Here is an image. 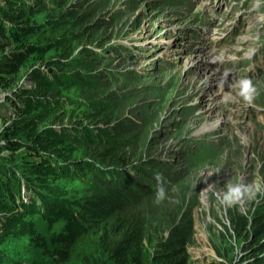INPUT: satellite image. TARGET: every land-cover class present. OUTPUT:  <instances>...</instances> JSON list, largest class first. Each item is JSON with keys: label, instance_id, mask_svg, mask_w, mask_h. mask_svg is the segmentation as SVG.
<instances>
[{"label": "rangeland", "instance_id": "obj_1", "mask_svg": "<svg viewBox=\"0 0 264 264\" xmlns=\"http://www.w3.org/2000/svg\"><path fill=\"white\" fill-rule=\"evenodd\" d=\"M17 6L16 15L9 22L21 29L18 35L16 31L6 34L8 41L7 36L0 40V62H9L6 55L24 50L29 44L43 45L48 38L63 35L70 39L55 47L27 51L22 59L24 62L15 70L10 71L6 66L8 71L0 78V156L5 157L4 161L10 158L22 169L29 161L38 160L25 147L12 148V140H18V144L29 141L19 132H11L14 122L37 113L32 109L27 113L17 103L20 95H32L37 87V78H30L29 73L34 68L48 70L60 65L48 63L59 55L70 54L66 60H71L85 48L99 50H93L88 59L99 58L91 68L93 73L101 70L97 73L101 77L96 78L105 85L104 96L118 100L119 118L131 120L139 126L140 132L129 136L130 128L128 135L121 136L129 137L133 144L121 147L116 164L109 165L107 159L98 156L96 152L101 147L95 144L75 146L66 160H91L101 169L113 170L115 180L122 177L121 180L128 181L127 175L145 187H149L150 181L156 183L153 174L160 173L166 188L182 197L184 206L192 205L191 230L181 248L185 257L183 264H248L264 257V226H258L264 219V194L244 208H227L211 192L201 195L207 186L205 178H208L207 183H215L217 190H223L229 181L264 182V0H25ZM28 10L32 12H25ZM62 10L66 13L61 18L70 12L73 15L66 18L61 28H55L52 20ZM83 12L87 16H82ZM246 13L259 21V27H244L241 18ZM218 23L224 28L216 27ZM147 27L150 30L146 32ZM245 36L252 47L236 44ZM231 48L239 54L227 53ZM214 57L221 59L213 62ZM226 71L227 78H234V83L243 78L252 80L257 89L253 103L248 105L241 99L232 105L220 97L218 101H222V105L218 118L212 117L216 124L210 123L205 132L189 134L188 126L201 118L205 110L218 108L214 107V98L219 97ZM192 80L200 86V91L193 92L194 89L189 88L186 82ZM61 89L56 97L70 100L55 117L49 115L44 120L32 122V133L79 119L80 124L100 128L118 125L117 119L93 123L92 116L86 115L89 106L73 100L83 97L79 90L74 87ZM235 134L241 141L234 140ZM200 141L211 144L213 155L202 161H191L188 152ZM169 144L170 148L166 147ZM144 163L146 173L148 169L153 170L149 172L150 177L134 169ZM80 166L88 170L86 165L76 164L77 168ZM56 180L66 190L68 199L75 202L73 210L83 212L84 209L76 204L89 196L83 179L73 174ZM32 187L28 188L26 196L42 209L41 201L35 200L30 191ZM2 214L5 211L0 212ZM237 214L247 220L241 231L234 224ZM27 218L33 223L35 236L8 237L0 245V250L3 249L0 253L18 255L25 262L33 257L31 262L35 263L45 259L46 252L52 248L53 234L63 232L65 222H48L39 213ZM3 221L1 219L0 224ZM96 236L89 231L79 234L68 247L67 261L51 264H81L82 255L103 250L98 239L96 246ZM39 239L45 245L39 244ZM20 243L26 249L17 254L14 248Z\"/></svg>", "mask_w": 264, "mask_h": 264}, {"label": "trees", "instance_id": "obj_2", "mask_svg": "<svg viewBox=\"0 0 264 264\" xmlns=\"http://www.w3.org/2000/svg\"><path fill=\"white\" fill-rule=\"evenodd\" d=\"M18 1L25 2V0H3L0 4V40L13 31H16L18 35L21 29V26L15 25L16 23L9 22L16 15L14 10L18 8ZM25 12H32V10ZM65 13L63 10L60 11L57 18L52 20L55 28H61L62 24L66 23V18L73 15L70 12L61 18ZM82 16H87V13L83 12ZM67 39L70 37L65 38V35L48 38L46 44H29L24 50L10 52L6 55V60L9 62H0L2 63L0 78L4 71H8L6 66H9V70L12 71L18 64L22 65L24 62L22 59L27 51L55 47ZM1 44L2 41H0ZM85 49L78 54L77 58L71 60H66L69 54L59 55L58 58L48 61V63H60L48 70L34 68L29 76L32 79L37 78L35 91L32 95L19 96L17 103L24 107L27 113L30 109L37 110V113L14 122L11 132H19L29 141L18 144V140H12L14 144L12 148L25 147L38 160L29 161L25 164L26 167L21 169L13 164L10 158L4 161L5 157L0 156V212L5 211V214L0 215V220H4L0 224V245L8 237H34V226L27 216L36 213L48 222L64 220V231L57 235L53 234L52 248L46 252L44 260L31 263L30 259L25 262L20 256L0 253V263L51 264L56 261L64 263L67 261L66 253L71 242L79 234L83 235L89 231V233L97 234L96 246H98V239L99 247L103 250H92L89 255H82L81 264H183L185 257L181 248L191 230L190 207L192 205L184 206V199L169 190V199L157 204L155 203L156 183L153 181H148L150 185L145 187L127 175L128 181L121 180L122 177H117L115 180L113 170L101 169L91 160H66L75 146L95 144L101 147L96 152L98 156L107 159L109 165L116 164L121 147L129 146L132 142L129 137L121 138V136L128 135L130 128L132 130L129 136L140 132L139 126L134 125V122L119 118L117 106L120 102L115 98L111 100L108 95L104 96L105 85L96 78L101 77L97 76L101 70L93 73L91 68L99 58L94 56L93 59H88L95 49ZM62 65L68 70L62 69ZM76 65L80 68H76ZM58 87H74L79 90L83 97L73 100L78 104L89 106L90 111L86 115L92 116L93 123L95 120L117 119L118 125L114 128H100L80 124L82 122L79 119L71 124L50 126L32 133V122L44 120L49 115L55 117L63 105L70 100L56 97V94L62 91ZM144 118L147 119L148 115ZM188 153L191 161H202L213 155V149L209 142L200 141ZM77 163L86 165L88 170L86 168H84L86 171L82 170L81 166L77 168ZM146 166L144 163L134 169L150 177L149 172L152 173L153 170L148 169L150 171L146 173ZM88 172L90 175H87ZM73 174L83 179L87 185L85 192H88L89 196L84 198V202L76 201V204L78 203L84 209L83 212L73 210L74 201L68 199L64 193L66 190L56 183L58 177L64 178ZM110 175L112 177H109ZM30 184L33 186L30 191L35 196V200L41 201L42 209L26 196L28 188L31 187ZM246 223V218L240 214L234 216L235 227L240 231L245 228ZM258 226L260 228L264 226V219L260 220ZM38 243L45 245L40 239ZM24 249L26 247L21 243L14 248L17 253H22ZM248 264H264V257L256 258V261Z\"/></svg>", "mask_w": 264, "mask_h": 264}, {"label": "clouds", "instance_id": "obj_3", "mask_svg": "<svg viewBox=\"0 0 264 264\" xmlns=\"http://www.w3.org/2000/svg\"><path fill=\"white\" fill-rule=\"evenodd\" d=\"M258 2V0H257ZM221 57H214L213 62L220 60ZM228 72L224 74V80H226ZM223 87V82H221ZM233 87L238 89V96L244 101L245 104L251 105L254 97L257 93V89L253 85L251 79L243 78L237 81ZM224 99L231 100V94H226ZM211 173L209 174V177ZM156 181L155 203L160 204L163 201L169 199L168 189L165 186L164 177L160 173L154 174ZM208 178H205L204 182L206 187L201 191V195H206L211 192L219 201V203L227 208L239 206L244 208L248 203L255 201L259 195L264 194V182L253 181L251 183H245L243 181L233 183L229 181L223 190H217L215 183H207ZM24 191V186L22 187ZM175 191V189H173Z\"/></svg>", "mask_w": 264, "mask_h": 264}, {"label": "bare ground", "instance_id": "obj_4", "mask_svg": "<svg viewBox=\"0 0 264 264\" xmlns=\"http://www.w3.org/2000/svg\"><path fill=\"white\" fill-rule=\"evenodd\" d=\"M227 3V2H226ZM225 3V4H226ZM223 5H224V3H223ZM255 18V17H254ZM241 19H243V22L245 23L244 24V27H246V29H247V27L248 28H250V27H253V28H255L256 29V27H259V25H258V23H259V21L257 20V19H253V17H252V15L251 14H244V18H243V16H242V18ZM216 25V27H223L224 28V26L223 25H221L220 23H218V24H215ZM260 29V28H259ZM150 29H149V27H147V28H145V31L147 32V31H149ZM260 31V30H259ZM249 39H248V37H244V38H242V39H240V40H238L237 41V43L236 44H239V45H247V44H249L248 46L249 47H252V44H250L249 43ZM227 53H230V54H233V56L234 55H238L239 53L237 52V50H235L234 48L232 49L231 48V50H229V51H227ZM206 55H208V53L206 54ZM244 64V63H243ZM240 66H241V64H240ZM240 66H239V68H240ZM238 72V71H237ZM238 73H240V72H238ZM241 74V73H240ZM202 76V75H201ZM200 76H198L197 78H196V80L199 78ZM237 77V76H236ZM200 80L201 79H199V82H200ZM233 80H234V78H232V77H230V78H226V81H224L223 82V87H221L220 86V90H219V92H220V94H219V97L218 96H216L215 98H214V101H216V104L214 105V107H218V108H210L209 110H205V112H204V114H203V116L200 118H197V120H195L191 125H189L188 126V130H187V132L189 133V134H191V133H193V134H196V133H202V132H205V131H207L206 130V128L210 125V123H211V125L212 124H216V121H215V123H214V121L212 120V117H214L215 116V119L216 118H218V109L220 108V106L222 105L221 103H222V101H218L219 100V98L220 97H222L223 99H224V97H225V95L226 94H231V97L233 98V99H231V100H225V102L227 103V104H232V105H234L238 100L240 101L241 100V98L238 96V89L237 88H235V87H233V85L235 84L234 82H233ZM186 83H189V88H191V89H194L193 90V92H195L197 89H198V91H200V86L198 87V86H196V81L194 82V80H192V81H190V82H186ZM202 85V84H201ZM213 96V95H212ZM236 97V98H235ZM237 100V101H236ZM222 121H223V119H222ZM191 123V122H190ZM209 131V130H208ZM239 134V133H238ZM241 135V134H240ZM246 135V134H245ZM246 137V136H245ZM262 137V136H261ZM247 138V137H246ZM258 138V137H257ZM240 140V138H239V136H237L236 134L234 135V140ZM241 141V140H240ZM262 142V141H261ZM170 144L169 145H167L166 147H168V148H170ZM25 250V249H24ZM27 251H28V249H27ZM32 251H34V249L32 250ZM35 253V252H34ZM18 254V253H17ZM37 254V253H36ZM29 255V254H28ZM18 256V255H17ZM29 257V256H28ZM30 258H31V256H30ZM33 258V257H32ZM32 258H31V260H32ZM22 259V258H21ZM31 263H33V262H31ZM11 264V263H10Z\"/></svg>", "mask_w": 264, "mask_h": 264}, {"label": "water", "instance_id": "obj_5", "mask_svg": "<svg viewBox=\"0 0 264 264\" xmlns=\"http://www.w3.org/2000/svg\"><path fill=\"white\" fill-rule=\"evenodd\" d=\"M97 51H99V50H97ZM62 163V162H61ZM69 164V166L71 165L70 163H67V165Z\"/></svg>", "mask_w": 264, "mask_h": 264}]
</instances>
